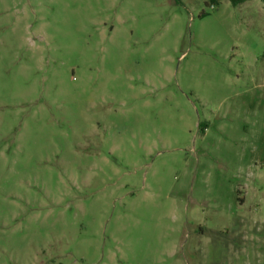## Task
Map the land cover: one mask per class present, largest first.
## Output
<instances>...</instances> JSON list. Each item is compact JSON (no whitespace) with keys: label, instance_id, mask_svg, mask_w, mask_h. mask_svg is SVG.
Listing matches in <instances>:
<instances>
[{"label":"rangeland","instance_id":"rangeland-1","mask_svg":"<svg viewBox=\"0 0 264 264\" xmlns=\"http://www.w3.org/2000/svg\"><path fill=\"white\" fill-rule=\"evenodd\" d=\"M0 0V264H264V0Z\"/></svg>","mask_w":264,"mask_h":264},{"label":"trees","instance_id":"trees-1","mask_svg":"<svg viewBox=\"0 0 264 264\" xmlns=\"http://www.w3.org/2000/svg\"><path fill=\"white\" fill-rule=\"evenodd\" d=\"M177 4H183L182 0H175ZM233 6H238L249 0H229ZM220 0H211L212 4H219Z\"/></svg>","mask_w":264,"mask_h":264}]
</instances>
